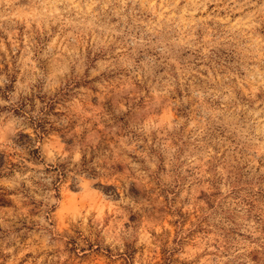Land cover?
Listing matches in <instances>:
<instances>
[{
	"label": "rangeland",
	"instance_id": "374dc122",
	"mask_svg": "<svg viewBox=\"0 0 264 264\" xmlns=\"http://www.w3.org/2000/svg\"><path fill=\"white\" fill-rule=\"evenodd\" d=\"M0 264H264V0H0Z\"/></svg>",
	"mask_w": 264,
	"mask_h": 264
}]
</instances>
